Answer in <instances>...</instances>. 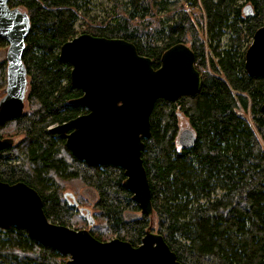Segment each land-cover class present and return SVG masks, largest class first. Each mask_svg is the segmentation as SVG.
I'll list each match as a JSON object with an SVG mask.
<instances>
[{
	"label": "trees",
	"instance_id": "trees-1",
	"mask_svg": "<svg viewBox=\"0 0 264 264\" xmlns=\"http://www.w3.org/2000/svg\"><path fill=\"white\" fill-rule=\"evenodd\" d=\"M169 3L127 0L112 23L89 25L81 33L124 39L155 69L176 44L195 53L200 92L175 102L159 99L151 114V136L144 139L153 217L141 213L125 188L122 168L77 159L50 131L88 112L71 103L83 93L71 84L72 65L60 58L62 45L78 36V13L86 0L9 2L25 10L31 22L23 54L29 91L28 110L0 125V139L13 141L0 153V180L26 183L42 197L52 223L88 224L100 241L119 238L137 247L151 228L183 264H264V78L251 77L245 67L246 51L264 26V0H180L179 16L169 17L173 23L165 27L155 7L163 11ZM247 6L251 16L244 12ZM6 45L0 38V48ZM6 68L0 61V100L7 92ZM181 117L196 136L189 149L178 143ZM75 185L97 193L93 226L87 209L78 200L74 206L67 194H73L67 186ZM130 212L141 215L127 218ZM0 235V258L10 257L14 264H66L69 259L32 239L23 227L0 226Z\"/></svg>",
	"mask_w": 264,
	"mask_h": 264
},
{
	"label": "water",
	"instance_id": "water-1",
	"mask_svg": "<svg viewBox=\"0 0 264 264\" xmlns=\"http://www.w3.org/2000/svg\"><path fill=\"white\" fill-rule=\"evenodd\" d=\"M9 2L0 0V38L9 45L0 125L25 113L29 91L23 54L31 22L25 10L11 8ZM244 12L253 14L250 6ZM60 58L72 65L71 84L83 93L71 103L88 112L50 131L66 141L77 159L91 166L122 168L125 188L141 213L153 217L151 187L142 159L144 139L151 136V114L159 99L175 102L200 92L202 77L195 68V53L186 44H176L164 52L160 68L155 69L150 58L141 56L136 46L124 39L80 34L62 45ZM245 67L251 77L264 78V26L255 32L246 51ZM261 109L264 113V103ZM195 142L190 129L178 136L183 149ZM12 144L11 139H0V153ZM67 194L77 207L74 195ZM86 215L93 226L90 211ZM0 226L23 227L38 243L67 255L66 264H183L164 237L151 228L135 247L119 238L100 241L88 229L52 223L42 197L23 182L11 185L0 180Z\"/></svg>",
	"mask_w": 264,
	"mask_h": 264
},
{
	"label": "rangeland",
	"instance_id": "rangeland-1",
	"mask_svg": "<svg viewBox=\"0 0 264 264\" xmlns=\"http://www.w3.org/2000/svg\"><path fill=\"white\" fill-rule=\"evenodd\" d=\"M156 1L159 2L162 0H156ZM169 1L170 3L166 6V9L163 11L155 7V9H157L156 10L157 18L162 20L163 25L165 27L173 23V20L171 18L169 19V17H174V19H176V17L179 16V13L181 11L180 0H169ZM125 2H127V0H86V4L78 13L79 18L76 24V31L78 33L77 35L79 36L83 30L87 29L89 25L101 26L112 23L115 17H117V14L123 13L122 7L120 5L124 4ZM184 9L188 13L192 12L191 7H188L187 5L184 7ZM196 12L199 13L197 10ZM227 43H228L227 38H224L223 44L227 45ZM158 44L161 45V42ZM8 47L9 45L7 44L5 47L0 48V61H6L7 63L6 54ZM207 50L208 52L210 51L209 48H207ZM207 71L212 72L211 67L207 66ZM6 87H7V83H6ZM27 110H28V102H26L25 112ZM247 119L252 124L251 116L249 114L247 115ZM186 129H191V126L185 117H181L179 133H181L183 130ZM16 139L18 140L19 137ZM15 161L16 163H19V161L18 162L17 160ZM67 187L68 188L66 189V191H70L76 196V200H78L80 203V208L83 207L88 211H90V215L95 219V213H96L95 204L98 199L96 191L93 190L92 188L82 187L80 185H75L73 187L67 186ZM126 215L128 216L127 218H133L137 216L139 217L141 214L139 212H130ZM153 223H156V221L153 220ZM88 227H89L88 224L72 226V228L75 229H86ZM0 237L4 238L3 235H0ZM14 263L15 262L12 261L10 257L0 258V264H14Z\"/></svg>",
	"mask_w": 264,
	"mask_h": 264
}]
</instances>
